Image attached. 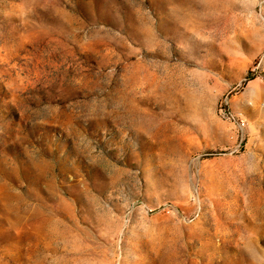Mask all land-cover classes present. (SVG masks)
Masks as SVG:
<instances>
[{
	"label": "rangeland",
	"instance_id": "rangeland-1",
	"mask_svg": "<svg viewBox=\"0 0 264 264\" xmlns=\"http://www.w3.org/2000/svg\"><path fill=\"white\" fill-rule=\"evenodd\" d=\"M0 264H264V0H0Z\"/></svg>",
	"mask_w": 264,
	"mask_h": 264
},
{
	"label": "built area",
	"instance_id": "built-area-1",
	"mask_svg": "<svg viewBox=\"0 0 264 264\" xmlns=\"http://www.w3.org/2000/svg\"><path fill=\"white\" fill-rule=\"evenodd\" d=\"M237 124L240 130H243L246 127V123L243 120H238Z\"/></svg>",
	"mask_w": 264,
	"mask_h": 264
}]
</instances>
